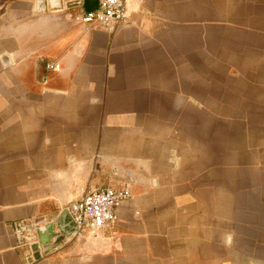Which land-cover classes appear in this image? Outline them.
I'll list each match as a JSON object with an SVG mask.
<instances>
[{
    "label": "crops",
    "instance_id": "0c3cea01",
    "mask_svg": "<svg viewBox=\"0 0 264 264\" xmlns=\"http://www.w3.org/2000/svg\"><path fill=\"white\" fill-rule=\"evenodd\" d=\"M72 1L0 0V264H264V0H127L114 31ZM127 184L113 228L17 248Z\"/></svg>",
    "mask_w": 264,
    "mask_h": 264
},
{
    "label": "built area",
    "instance_id": "2783aa9c",
    "mask_svg": "<svg viewBox=\"0 0 264 264\" xmlns=\"http://www.w3.org/2000/svg\"><path fill=\"white\" fill-rule=\"evenodd\" d=\"M99 4L97 10L84 11L82 14L83 21L91 27L114 31L119 23L129 17L127 0H99ZM47 67L51 70L59 69L61 64L50 62ZM132 196V188L128 184L121 187L106 185L92 188L83 197L71 201L68 210L77 226L74 233L84 236L105 228H113L119 220L118 208L124 200ZM11 227L17 248L30 254L37 251L44 253L37 221L21 218L15 220ZM34 245L37 246L36 250Z\"/></svg>",
    "mask_w": 264,
    "mask_h": 264
},
{
    "label": "water",
    "instance_id": "95a60500",
    "mask_svg": "<svg viewBox=\"0 0 264 264\" xmlns=\"http://www.w3.org/2000/svg\"><path fill=\"white\" fill-rule=\"evenodd\" d=\"M36 2H37V9L39 11H44L45 9H47L48 6L51 8H60L63 6L62 0H36ZM77 5H82L87 12L95 11L100 6L99 0H76L67 3V6L69 7L77 6ZM76 229L77 226L72 220L68 208H65L61 212L60 219L58 221L51 222V220L49 219L47 223L40 225L38 227V230L41 235L42 244L45 246L43 248V252H48L50 249L55 247L70 234L75 232ZM47 230H53L54 232H56V235H54L52 238L53 241L47 238L45 239L43 237V234H45ZM33 259L34 257L32 256L30 258V261Z\"/></svg>",
    "mask_w": 264,
    "mask_h": 264
}]
</instances>
